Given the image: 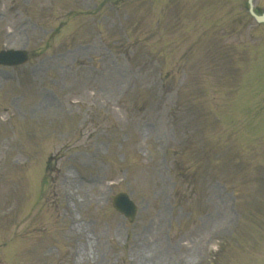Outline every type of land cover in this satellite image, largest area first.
Instances as JSON below:
<instances>
[{"label": "rangeland", "instance_id": "1", "mask_svg": "<svg viewBox=\"0 0 264 264\" xmlns=\"http://www.w3.org/2000/svg\"><path fill=\"white\" fill-rule=\"evenodd\" d=\"M9 1L0 0V11ZM106 1L16 0L12 18L0 20V49L30 54L15 81L6 82L14 70L0 67V264H140L133 250L143 249L151 256L142 264H192L197 256L239 263L259 247L248 238L264 225L262 216H244L222 241L234 227L232 188L242 214L264 207V145L252 127L254 110L264 107V25L248 17L246 0H163L152 8L115 0L123 17L131 9L142 15L130 33ZM26 12L38 25L23 24ZM92 24L111 52L90 40ZM69 26L77 38L67 43ZM249 32L260 39L248 41ZM161 75L165 97L153 85ZM228 133L230 145L219 146ZM122 190L139 205L133 223L106 201ZM159 245L168 249L162 258ZM215 245L224 250L213 258Z\"/></svg>", "mask_w": 264, "mask_h": 264}, {"label": "bare ground", "instance_id": "2", "mask_svg": "<svg viewBox=\"0 0 264 264\" xmlns=\"http://www.w3.org/2000/svg\"><path fill=\"white\" fill-rule=\"evenodd\" d=\"M146 239L148 240L147 236H146ZM146 246L149 248L150 245L146 244ZM81 249H82L81 252L83 251L82 253L85 254V249L83 247H81ZM167 250H168L167 248H162V246L159 245L158 248H157L158 253H157L156 256H158L160 258L164 257L165 255H167ZM155 253L156 252H154L153 254H155ZM146 255H148L150 257L151 253L149 252V250L143 249L142 250V254L137 253L132 259L133 260L137 259L136 262L142 264L144 261H148L149 260V258H147ZM81 258H82V256H81Z\"/></svg>", "mask_w": 264, "mask_h": 264}]
</instances>
